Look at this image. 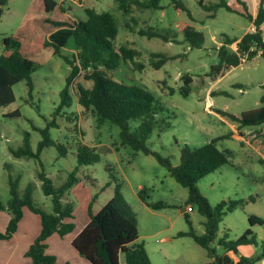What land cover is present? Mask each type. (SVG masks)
<instances>
[{"label":"rangeland","instance_id":"1","mask_svg":"<svg viewBox=\"0 0 264 264\" xmlns=\"http://www.w3.org/2000/svg\"><path fill=\"white\" fill-rule=\"evenodd\" d=\"M55 1L58 5L47 11L43 0H0V54L6 52L3 37L14 36L21 43V53L38 64L31 74V91L25 80L20 81L13 85L15 100L0 106V200L7 204L8 175L11 174L13 177L20 176V194L24 186L32 182L34 202L50 211L51 201L42 193L36 177L38 163L34 159L14 158L9 147L21 146L24 137H27L35 150L41 139L37 128H44L51 121L53 126L48 129L50 137L69 146L67 154L61 157H56L55 147L43 151L44 170L55 185H60L77 166L76 157L71 152L83 143L82 137L89 147L100 154L97 162L77 166V177L89 184L82 188L84 185L79 183L75 191L71 189L68 196L71 202L78 205L91 188L93 194L97 193L93 203L96 211L113 196L115 185L119 183L121 195L138 220V241L143 244L152 264H206L210 259L207 250L190 236H175L177 231L189 229L186 219L191 221L197 234L202 233L203 217L196 205H189L191 211L187 209V188L177 183L154 156L120 145L119 128L108 122L97 124L91 113L80 112L75 98L65 111H55L69 73V64L63 57L52 54L51 48H44L42 43L47 33L55 29L53 22L72 23L84 19V8L90 7L97 12L109 11L114 16L118 28L114 40L116 47L128 46L139 52L134 62H122L117 70H110L107 75L116 81L142 87L163 108L158 113V119L168 125L153 129L146 141L148 147L168 157L172 164L179 162L180 149L184 145L198 147L213 138H218L216 145L219 149L229 151L228 162L203 176L196 184L212 206L229 199L242 200L222 216L217 236L234 240L250 227L255 243L240 246V253L246 256L261 254L264 250V224L250 225L248 216L264 219V136L258 135V142H252L253 132L256 134L263 125L241 126L219 111L240 115L261 105L264 56L245 58L239 65L224 70L218 76L209 72L211 65L218 62L217 48L224 36L241 38L252 30L249 20L223 7H219L212 17L213 11L203 9L200 0H178L188 9L191 18L182 8L175 9L171 0H160L161 7L156 9L132 4L128 14L119 9L118 0ZM217 1L203 0V3L211 5ZM183 22L193 23L196 29L203 32L204 41L199 47L183 41L180 31ZM149 27L167 34L170 41L147 38L137 33L139 29ZM261 31L264 35V23ZM236 46V42L229 45L232 49ZM61 52L68 58L73 56L70 46ZM152 52L180 57L169 59L155 69L151 65ZM135 62L142 64L141 69ZM85 73L81 71L73 83L90 87L92 81L85 78ZM184 75L191 79L187 95L181 93ZM214 90L216 93L210 94ZM14 110H19L20 115L5 116ZM74 111L77 113L74 114ZM233 127L239 129L243 138L234 135ZM140 195L147 201H161L164 205L152 209ZM3 211L0 225L7 210ZM158 230H161L159 234L150 236ZM168 236L171 238L163 240ZM211 246L217 254L224 252L217 241H213ZM257 264H264V257Z\"/></svg>","mask_w":264,"mask_h":264},{"label":"trees","instance_id":"2","mask_svg":"<svg viewBox=\"0 0 264 264\" xmlns=\"http://www.w3.org/2000/svg\"><path fill=\"white\" fill-rule=\"evenodd\" d=\"M171 1L175 9L182 8L188 12L189 18L192 17L188 9L178 0ZM118 2L119 9L125 14L129 13L132 4L141 8L156 9L161 7L160 0H118ZM43 4L47 11L53 10L58 5L55 0H43ZM200 5L205 10L213 11L212 17L219 7H223L227 11L246 17L254 26L252 31L246 32L239 39L224 36V40L217 48L218 62L211 65L209 71L211 75L218 76L224 70L239 65L245 58L256 55L264 56V35L261 31V25L264 22V0H257L255 15L246 0H218L211 5H206L203 0H200ZM84 12L86 15L84 19H78L72 23L53 22L55 29L49 32L42 43L44 48H51L52 54L63 57L69 64V73L65 78V84L60 92V101L56 105L55 111H65L75 98L80 112L87 115L91 113L97 124L108 122L119 128L120 145L129 146L134 151L154 156L177 183L187 188L186 203L187 205H196L203 217L204 231L197 234L191 221L186 219L189 229L178 231L175 236H190L197 244L205 248L211 258L209 264H255L264 257V250L261 254L254 256L238 254L240 245L255 243L250 227L234 240H229L225 236H217L222 216L226 212L232 211L242 200L229 199L212 206L196 184L203 176L227 163L229 151L219 149L216 145L218 138H213L198 147L184 145L180 149L179 162L172 164L168 157L149 148L146 141L153 129L156 126L161 128L168 125L158 119V113L163 108L155 97L142 87L116 81L107 75L108 71L117 70L122 62H134L139 52L128 46H115L114 40L118 28L114 16L109 11L97 12L93 8L85 7ZM1 15L0 8V17ZM180 31L183 41L191 46L199 47L204 41L203 32L196 29L193 23L183 22ZM137 33L147 38L155 37L165 42L170 41L167 34L150 27L139 29ZM2 42L6 52L0 54V106L10 104L15 100L13 85L20 81L25 80L29 91H31L33 86L31 74L38 66L33 59L21 53V43L17 37L5 36ZM234 42L237 45L236 49L229 47ZM69 46L73 50L72 58H68L61 52L63 48ZM151 57L153 58L152 67L158 69L167 60L180 56L152 52ZM136 65L138 69H141L142 64L136 63ZM81 71H85V78L92 81L90 87H85L81 83H73ZM190 82L189 76L184 75V85L181 87L183 95H187ZM215 93L214 90L210 94ZM222 93L224 92L222 91ZM260 104L256 108L241 112L240 115L230 114L227 111L219 112L223 116L226 115L230 119L238 121L241 126L263 125V128L256 134L253 132L252 142H254L257 141L258 135L264 136V94L260 97ZM76 113L74 111V114ZM19 115V110L5 114L10 117ZM134 121L135 125L132 124ZM51 126L53 124L50 121L44 128H37L41 139L35 150L31 148L27 137H24L21 146L9 147L14 158L34 159L38 163L36 177L40 181L42 193L51 201L50 211L38 207L34 202V184L32 182H28L20 194L18 190L20 176L13 177L11 174L8 175L9 199L7 204L0 200V211L7 210L10 214L5 230L0 231V240L9 239L16 231L24 207L39 215L40 232L25 252V255L30 258L28 264H58L55 255L46 251V240L53 233L63 236L74 229V223L67 220L73 218L74 210V203L68 199V196L71 193L70 190L79 182L89 184L86 180L81 181L77 177L76 168L81 165L93 164L100 158L99 152L93 147H89L82 137L83 143L78 144L75 151L71 152L76 157L77 166L68 173L60 185H55L53 179L44 170L43 151L48 147H55L56 157H61L67 154L69 146L50 137L48 129ZM7 167L11 166L7 164ZM119 187L120 185L117 183L113 196L95 213L92 212L91 206L97 193L92 195L88 205L89 222L74 237L72 247L92 264H152L143 244L137 242L136 214L121 195ZM140 197L152 209L164 205L161 201L151 202L142 195ZM248 221L250 225L264 224V219L253 215L248 216ZM213 241H217L223 247V253L215 252L211 246ZM232 256H236L237 261H234Z\"/></svg>","mask_w":264,"mask_h":264},{"label":"crops","instance_id":"3","mask_svg":"<svg viewBox=\"0 0 264 264\" xmlns=\"http://www.w3.org/2000/svg\"><path fill=\"white\" fill-rule=\"evenodd\" d=\"M246 1L250 5L253 15H255L257 0H249V1L246 0ZM250 25L253 30L254 26L252 22H250ZM48 34L49 33H47V36ZM233 132L235 136L239 138H243V135L240 134V131L238 128L233 127ZM79 183H82V182H79ZM82 184L84 185V186H81L82 188H85V186H87V184H84V183ZM76 186H74V188H72L73 190L71 191H75ZM88 189H89L88 191L89 193L87 192L84 199L80 200L78 205H75V203L73 202L74 203L73 218L67 219V220L73 221L74 229L66 233L63 236H60L58 233H53L46 240L47 242L46 251L50 254L55 255L58 263L66 262L67 264H92L86 258L81 256L72 247V240L74 239V237L89 222L88 205L93 195V192L91 188H88ZM93 203L91 206V210L93 213H95L101 208L102 205L99 207L98 210L95 211L93 207ZM188 207L189 205L187 206V208ZM181 210L185 211L186 208H181ZM1 213H4V211H0V214ZM9 218H10V214L7 211L5 214H3V220H2L3 223H1L0 225L1 231L5 230L7 223L9 221ZM40 229H41V223H40L39 215L32 212L29 208L24 207L23 214H22L21 219L18 222L16 231L12 234V236L9 239L0 240V264H28L30 263V258L25 255V252L30 246V244L34 241L36 236L39 234ZM160 231L161 230L155 231L154 233H151L150 236L157 235L159 234ZM139 237L140 236L138 235L137 242H139L138 241ZM169 238H171V236L164 237L163 240H167ZM239 247H238V254H242L240 253ZM232 259L234 261H237L238 258L236 256H232ZM210 261H211V258L209 259V261H207L206 264H209ZM259 261H257L255 264H257Z\"/></svg>","mask_w":264,"mask_h":264},{"label":"built area","instance_id":"4","mask_svg":"<svg viewBox=\"0 0 264 264\" xmlns=\"http://www.w3.org/2000/svg\"><path fill=\"white\" fill-rule=\"evenodd\" d=\"M187 209H188L189 211H191V210H192L190 206H189Z\"/></svg>","mask_w":264,"mask_h":264}]
</instances>
